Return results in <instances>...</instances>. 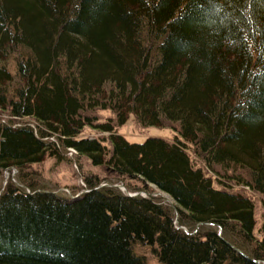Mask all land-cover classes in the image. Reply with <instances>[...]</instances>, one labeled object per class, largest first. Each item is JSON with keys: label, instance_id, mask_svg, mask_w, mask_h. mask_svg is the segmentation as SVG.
I'll return each mask as SVG.
<instances>
[{"label": "trees", "instance_id": "16d2710c", "mask_svg": "<svg viewBox=\"0 0 264 264\" xmlns=\"http://www.w3.org/2000/svg\"><path fill=\"white\" fill-rule=\"evenodd\" d=\"M129 117L173 141L128 143ZM67 149L173 206L90 177L77 199L41 189L29 169ZM12 169L0 264H146L135 244L159 264H264V221L259 239L253 202L221 179L264 198V0H0V173Z\"/></svg>", "mask_w": 264, "mask_h": 264}, {"label": "rangeland", "instance_id": "374dc122", "mask_svg": "<svg viewBox=\"0 0 264 264\" xmlns=\"http://www.w3.org/2000/svg\"><path fill=\"white\" fill-rule=\"evenodd\" d=\"M96 119L99 123L107 122L108 120H113L114 115L108 111H96L94 113ZM4 121L6 117H2ZM29 125L34 124L29 122ZM116 132L122 136L128 143L131 144H142L149 138H157L162 139L164 141L172 142L174 138L173 131L166 128H156L149 127L146 129H142L138 127L132 117H129V120L123 127L116 128ZM108 137V133H100L94 129L85 128L78 138H88V139H105ZM72 151V152H71ZM68 150L66 153V159L63 161H56L52 158H46L42 163L33 165L30 169L29 176L32 180H36L37 185L41 189H45L47 191H51L55 194H58L62 197H78L81 192L84 191L85 188V178H95L98 181V184L107 185L118 188L117 190H126L127 184H132L136 187V191H127L128 193L135 195V193L140 194V189H142V185L140 183L134 181H119L116 180L115 177H111L110 171L105 167H94L90 164L89 161L85 159L76 160V154L73 153V150ZM192 163L195 167H202L200 161H198L193 155L189 154ZM211 176L209 173H207ZM17 171H13L12 173H7V171H2L0 173V192L3 190L4 186L8 181L17 184ZM225 183V185L230 186L231 190L242 192L247 197L251 199L253 202L254 210L253 216L255 221V229L254 236L260 239V235L258 230L264 221V198L256 193L251 192L248 189H244L241 187H235V185L226 183V180L221 178ZM122 182V183H121ZM117 185V186H116ZM151 190L150 196L145 193H141L146 197L156 198L161 200L165 205L173 206V202L163 193H160L153 186L148 187ZM139 189V190H138ZM77 199V198H76ZM183 230V229H181ZM184 231V230H183ZM153 247H146V245L135 244L134 251L141 256L146 264H159L157 259L153 254ZM240 254V253H239Z\"/></svg>", "mask_w": 264, "mask_h": 264}, {"label": "bare ground", "instance_id": "6f19581e", "mask_svg": "<svg viewBox=\"0 0 264 264\" xmlns=\"http://www.w3.org/2000/svg\"><path fill=\"white\" fill-rule=\"evenodd\" d=\"M1 124H5V121L3 120V121H1ZM30 127H31V125H29ZM68 150H72V149H67V151H66V153L68 152ZM72 152V151H71ZM74 153L76 154V152L74 151ZM7 171V173H12L13 171H14V169H12V170H6ZM117 186V185H116ZM104 187H112V186H107V185H99V187L98 188H104ZM113 188H115V189H118V188H116V187H113ZM85 192H87V190H85V188H84V191L83 192H81V193H85ZM119 192H121L124 196H127V197H132V198H134V197H141V198H143V199H146V198H148V197H146V196H144L143 194H138V193H135L134 192V194L135 195H132V194H130V193H128L126 190L124 191V190H119ZM71 199H76L77 197H75V196H72V197H70ZM174 225H175V227L177 228V226H176V222H174ZM186 232V231H185ZM218 234H220V232L218 231Z\"/></svg>", "mask_w": 264, "mask_h": 264}]
</instances>
